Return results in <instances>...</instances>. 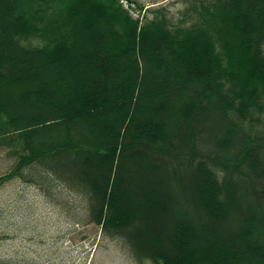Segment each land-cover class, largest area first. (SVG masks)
<instances>
[{
	"label": "trees",
	"instance_id": "1",
	"mask_svg": "<svg viewBox=\"0 0 264 264\" xmlns=\"http://www.w3.org/2000/svg\"><path fill=\"white\" fill-rule=\"evenodd\" d=\"M128 1L0 0V187L64 185L141 263L264 264V0Z\"/></svg>",
	"mask_w": 264,
	"mask_h": 264
},
{
	"label": "rangeland",
	"instance_id": "2",
	"mask_svg": "<svg viewBox=\"0 0 264 264\" xmlns=\"http://www.w3.org/2000/svg\"><path fill=\"white\" fill-rule=\"evenodd\" d=\"M123 1L129 5L130 1ZM136 1L149 9L165 7L174 20L182 17L185 3ZM108 80L111 86L118 85L115 78ZM14 163L9 149L0 146V175ZM50 191L21 177L0 187V264H152L135 260L122 239H112L100 226L89 223L80 195L61 184Z\"/></svg>",
	"mask_w": 264,
	"mask_h": 264
}]
</instances>
